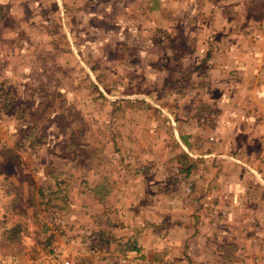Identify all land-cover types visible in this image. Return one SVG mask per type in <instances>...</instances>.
<instances>
[{
  "label": "crops",
  "instance_id": "crops-1",
  "mask_svg": "<svg viewBox=\"0 0 264 264\" xmlns=\"http://www.w3.org/2000/svg\"><path fill=\"white\" fill-rule=\"evenodd\" d=\"M18 1L0 3L10 8ZM41 4L42 0L36 1ZM53 4L60 8L59 20L66 16L61 8L65 5L78 19L100 15L101 20L125 21L122 34L149 43L135 51L145 62L139 67L148 66L151 76L161 78L154 85L165 86L163 100L177 103L165 110L170 117L171 112L175 115L177 145L190 161L175 175L169 172L171 166L166 169L164 158L154 162L156 167L164 163L162 172L154 168L153 173L127 175L129 171L122 168L115 177L101 172L92 178L85 172L86 179L98 178L91 180L94 184L88 190L66 183L72 171L55 173L53 184L43 183L42 191L53 188L59 195L68 227L73 224L69 229L96 236L95 241L111 254L122 255L137 246L140 256L131 258L130 264H264L260 249L264 0H53ZM177 63L187 70L175 82H186L194 90L192 96L171 90L167 87L171 81L162 78L167 77L165 69L172 70ZM200 68L205 71L199 72ZM200 104L202 110L212 109L209 126L192 118ZM50 161L56 166L54 158ZM54 181L60 182L59 188ZM185 181L190 183L188 192ZM83 234H77L78 242Z\"/></svg>",
  "mask_w": 264,
  "mask_h": 264
},
{
  "label": "rangeland",
  "instance_id": "rangeland-1",
  "mask_svg": "<svg viewBox=\"0 0 264 264\" xmlns=\"http://www.w3.org/2000/svg\"><path fill=\"white\" fill-rule=\"evenodd\" d=\"M36 1L20 0L10 8L0 3V264H56L53 248L102 264L103 256L88 257L87 249L108 250L96 236L69 229L73 224L68 227L59 195L53 192L49 203L44 201L42 184L54 180L55 173L72 171L66 183L88 190L98 178L86 179L85 172L91 178L101 172L115 177L122 168L127 175L153 173L154 168L162 172L164 163L154 165L161 158L172 175L181 174L190 161L177 145L175 115L165 110L177 103L163 100L165 86L154 85L161 78L151 76L148 66L139 67L145 62L135 51L149 43L122 34L127 22L101 20L100 15L78 19L65 5L66 16L59 20L53 0ZM177 64L165 69L168 79L162 78L171 81L166 85L171 90L192 96L186 82H175L187 70ZM202 105L192 117L199 124L198 118L212 110ZM212 118L202 125L209 126ZM57 209L64 214L56 216ZM16 224V239L7 240L3 231ZM77 234H83L82 241Z\"/></svg>",
  "mask_w": 264,
  "mask_h": 264
},
{
  "label": "built area",
  "instance_id": "built-area-1",
  "mask_svg": "<svg viewBox=\"0 0 264 264\" xmlns=\"http://www.w3.org/2000/svg\"><path fill=\"white\" fill-rule=\"evenodd\" d=\"M258 38V37H256ZM213 114L211 111H209L208 113H204L202 114L199 118L198 121L201 124H209L211 118H212ZM173 170H177L175 167L173 168ZM54 186H56V188L60 187V182H55ZM190 190V183L187 182L186 183V187H185V191L188 192ZM43 196L45 197L46 202L49 203V196L51 197L52 193H53V188L50 189H43ZM55 215L59 216L61 213L64 214L63 212H61L59 209H57L55 211ZM44 223V222H42ZM59 226V224H57ZM63 242H67V239H63ZM262 244V246L260 247V249H264V239H262V241L260 242ZM58 244H62L61 242H59ZM67 253H61L60 250H57V252L55 251V248H53L52 251V256H51V260L56 262V264H88L89 258L88 259H84L83 262L81 260H79L77 258V256L75 255V253H70L68 251H65ZM101 254L103 256L102 259V264H113L114 260L116 261L118 259L119 262H117L118 264H126L128 263L131 258H138L140 256V251L138 249L137 246L132 245L130 246L122 255L119 256H112L111 253L103 250L102 252H98V248L95 246H89L87 249V256L88 257H95L96 255ZM262 260V259H260ZM34 264H43V262H36Z\"/></svg>",
  "mask_w": 264,
  "mask_h": 264
},
{
  "label": "trees",
  "instance_id": "trees-1",
  "mask_svg": "<svg viewBox=\"0 0 264 264\" xmlns=\"http://www.w3.org/2000/svg\"><path fill=\"white\" fill-rule=\"evenodd\" d=\"M20 227L16 224L13 227L5 229L3 231L4 237L8 239H16L17 232L19 231Z\"/></svg>",
  "mask_w": 264,
  "mask_h": 264
}]
</instances>
